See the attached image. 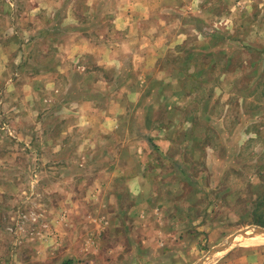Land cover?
<instances>
[{
    "label": "rangeland",
    "instance_id": "rangeland-1",
    "mask_svg": "<svg viewBox=\"0 0 264 264\" xmlns=\"http://www.w3.org/2000/svg\"><path fill=\"white\" fill-rule=\"evenodd\" d=\"M257 227L264 0H0V264H264Z\"/></svg>",
    "mask_w": 264,
    "mask_h": 264
},
{
    "label": "crops",
    "instance_id": "crops-1",
    "mask_svg": "<svg viewBox=\"0 0 264 264\" xmlns=\"http://www.w3.org/2000/svg\"><path fill=\"white\" fill-rule=\"evenodd\" d=\"M139 5L137 4V3H130V2H127L125 5H122V8L123 9H125L126 11H127V17H128V22H129V24L128 25H126V23H127V21L126 22H124L123 24H121L120 23V21H119V18H121V17H119V16H117V20H115V21H118V24H117V28L118 29H122V30H127V31H129L130 32V30L132 29L131 27H132V24H131V21H132V19H129V11H130V9H132V8H137ZM118 8H119V5H118ZM123 18H125V17H123ZM130 38H128V39H126V41H132V40H135L136 41V37L135 36H129ZM145 36H143V37H139V40H140V38L142 39V38H144ZM130 52H131V54L133 55V58H136V51L137 52H139V56L140 55H142L143 53H144V47H143V50H141V49H139V48H136V51H135V47H133V46H131L130 45ZM142 51V52H141ZM140 59H142V57L140 56ZM121 64V63H120ZM145 64H146V61H145ZM148 64V63H147ZM142 65H144V64H142Z\"/></svg>",
    "mask_w": 264,
    "mask_h": 264
},
{
    "label": "water",
    "instance_id": "water-1",
    "mask_svg": "<svg viewBox=\"0 0 264 264\" xmlns=\"http://www.w3.org/2000/svg\"><path fill=\"white\" fill-rule=\"evenodd\" d=\"M257 231H264V228L261 227H257ZM234 243V238L229 239V241H227L226 243H224L223 245L220 246H216L214 248H212L210 250V252L204 256L203 258H201L196 264H206L207 262H209V260L215 256L218 252L223 251L225 249H228L229 247H231V245Z\"/></svg>",
    "mask_w": 264,
    "mask_h": 264
}]
</instances>
